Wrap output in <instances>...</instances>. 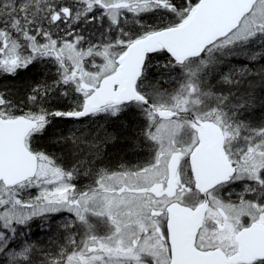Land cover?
<instances>
[{
  "label": "snow or ice",
  "instance_id": "6c2138e0",
  "mask_svg": "<svg viewBox=\"0 0 264 264\" xmlns=\"http://www.w3.org/2000/svg\"><path fill=\"white\" fill-rule=\"evenodd\" d=\"M0 264H264V0H0Z\"/></svg>",
  "mask_w": 264,
  "mask_h": 264
},
{
  "label": "rangeland",
  "instance_id": "374dc122",
  "mask_svg": "<svg viewBox=\"0 0 264 264\" xmlns=\"http://www.w3.org/2000/svg\"><path fill=\"white\" fill-rule=\"evenodd\" d=\"M34 227H35V225H34Z\"/></svg>",
  "mask_w": 264,
  "mask_h": 264
}]
</instances>
